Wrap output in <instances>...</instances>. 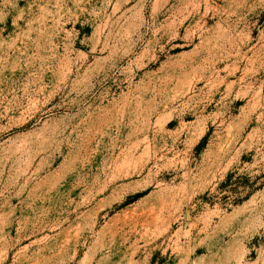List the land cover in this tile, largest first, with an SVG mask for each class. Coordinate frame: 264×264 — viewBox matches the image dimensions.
Returning <instances> with one entry per match:
<instances>
[{"label":"rangeland","instance_id":"rangeland-1","mask_svg":"<svg viewBox=\"0 0 264 264\" xmlns=\"http://www.w3.org/2000/svg\"><path fill=\"white\" fill-rule=\"evenodd\" d=\"M0 264H264V0H0Z\"/></svg>","mask_w":264,"mask_h":264}]
</instances>
